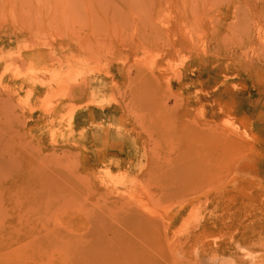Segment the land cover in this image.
Instances as JSON below:
<instances>
[{
    "label": "rangeland",
    "instance_id": "obj_1",
    "mask_svg": "<svg viewBox=\"0 0 264 264\" xmlns=\"http://www.w3.org/2000/svg\"><path fill=\"white\" fill-rule=\"evenodd\" d=\"M92 175L172 223L150 264H264V0H0V264H95L27 248Z\"/></svg>",
    "mask_w": 264,
    "mask_h": 264
},
{
    "label": "bare ground",
    "instance_id": "obj_2",
    "mask_svg": "<svg viewBox=\"0 0 264 264\" xmlns=\"http://www.w3.org/2000/svg\"><path fill=\"white\" fill-rule=\"evenodd\" d=\"M137 72L143 74L140 69ZM187 78L182 74L176 80L182 84ZM75 94L85 97L87 93L79 88ZM86 108L91 111V106ZM84 182L83 185L73 184L69 195L97 205L91 212L95 217L94 225L77 239L69 232L51 231L31 240L27 247L30 251L43 250L45 244L53 240L69 239L63 242L66 251L93 256L95 264H150L160 253L159 248H167L172 223L142 212L125 195L107 187L105 177L92 175Z\"/></svg>",
    "mask_w": 264,
    "mask_h": 264
}]
</instances>
